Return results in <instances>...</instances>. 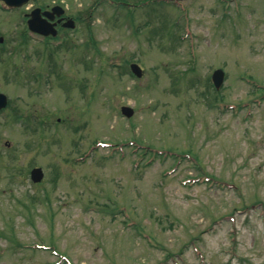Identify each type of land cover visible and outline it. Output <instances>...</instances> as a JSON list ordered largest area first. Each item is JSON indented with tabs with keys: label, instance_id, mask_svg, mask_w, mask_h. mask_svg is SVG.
<instances>
[{
	"label": "rangeland",
	"instance_id": "rangeland-1",
	"mask_svg": "<svg viewBox=\"0 0 264 264\" xmlns=\"http://www.w3.org/2000/svg\"><path fill=\"white\" fill-rule=\"evenodd\" d=\"M111 1L0 10V264H264V0Z\"/></svg>",
	"mask_w": 264,
	"mask_h": 264
},
{
	"label": "water",
	"instance_id": "water-1",
	"mask_svg": "<svg viewBox=\"0 0 264 264\" xmlns=\"http://www.w3.org/2000/svg\"><path fill=\"white\" fill-rule=\"evenodd\" d=\"M4 1L10 6H21L25 4L26 2H28L29 0H4ZM62 13H63V10L58 6L53 7L50 11H45L42 13L40 9L36 8L32 10L29 15L30 19L27 22L28 28L31 31L40 33L42 35L50 34L54 36L56 31L53 27V24H50L48 20H52L54 14L59 16ZM41 16H44V18H42ZM64 26L72 27V21L69 20L68 23H66ZM131 70L137 76H141V70L138 66L131 65ZM212 78L214 80V84L216 88H218L221 85V82L223 80L222 71L220 70L215 71ZM5 106H6V97L3 94H0V108H3ZM121 111L127 117H130L133 114L132 109L128 107H122ZM42 177H43V173L40 168H35L31 171L32 181L40 182L42 180Z\"/></svg>",
	"mask_w": 264,
	"mask_h": 264
},
{
	"label": "flooded vegetation",
	"instance_id": "flooded-vegetation-1",
	"mask_svg": "<svg viewBox=\"0 0 264 264\" xmlns=\"http://www.w3.org/2000/svg\"><path fill=\"white\" fill-rule=\"evenodd\" d=\"M57 20H58V18H55L53 21L56 22V24H57L56 29L60 30L61 28H63L62 25L64 24L65 21H64V19H62L60 22H57Z\"/></svg>",
	"mask_w": 264,
	"mask_h": 264
}]
</instances>
